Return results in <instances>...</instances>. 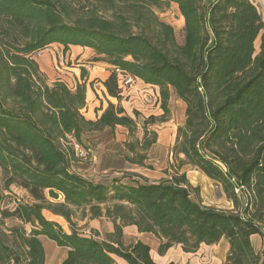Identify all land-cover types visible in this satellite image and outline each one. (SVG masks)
Segmentation results:
<instances>
[{
  "label": "trees",
  "instance_id": "obj_1",
  "mask_svg": "<svg viewBox=\"0 0 264 264\" xmlns=\"http://www.w3.org/2000/svg\"><path fill=\"white\" fill-rule=\"evenodd\" d=\"M87 1L0 0V174L3 190L15 186L31 198L9 209L0 197V264H47L41 237L67 250L62 264H157L148 244L125 243L124 228L131 226L160 240V256L175 246L196 253L226 239L223 264H264L252 242L255 235L264 240V20L257 6L251 0ZM173 4L184 19L181 39L158 14ZM53 44L92 49L95 62L111 71L104 86L119 104L109 102L97 120H88L86 85L50 83L40 69L36 57ZM126 74L159 88L165 118L172 94L185 105L170 181L93 182L71 169L73 152L62 144L69 137L83 147L88 134L118 127L135 134L137 122L120 104ZM144 132L141 148L149 150L158 134L148 139L147 125ZM186 166L213 181L233 209L195 200L181 173ZM46 210L70 232L47 219ZM74 218H105L114 232L103 241L83 235Z\"/></svg>",
  "mask_w": 264,
  "mask_h": 264
},
{
  "label": "rangeland",
  "instance_id": "obj_2",
  "mask_svg": "<svg viewBox=\"0 0 264 264\" xmlns=\"http://www.w3.org/2000/svg\"><path fill=\"white\" fill-rule=\"evenodd\" d=\"M78 1L82 4L89 3L87 0ZM90 1L95 2V0ZM251 1L257 6L264 20V0ZM158 14L163 20L174 27L178 38L181 39L184 19L177 5L173 4L164 11H159ZM62 52V48L48 52V54H51L50 59L46 56L47 54L38 56L39 61H47L53 64L57 79H61L58 76L62 75L63 71L67 72L65 68H71L73 63L80 65V63L86 62L89 67H97L98 73L101 72L98 68L106 69L104 63L95 62L97 55L92 51H88L87 55L84 54L85 57L80 63L77 61L81 60L84 55L75 53L72 61L69 60L68 63L63 61V64H60L61 61L58 57L61 56ZM70 79L71 82L67 81V85L74 84L73 77H70ZM137 86L138 83L136 82L130 87H123V89L128 92ZM134 101H131V105L128 108L131 113L130 117L138 125L134 135H130L126 128H116L113 131L108 129L102 133L85 135L83 137V147L77 145L71 137L68 138L69 143L68 141L62 142L66 148L70 149L71 153L73 152L70 166L75 173L93 182L110 183L115 179H119L126 184L160 183L170 181L171 177H175L174 166L176 162L171 152L176 140L177 130L185 123L184 103L178 100L175 94H172L169 103L171 114L165 118L161 109V100H159V96L154 91L145 93L143 102L140 101L138 104H132ZM145 125H147L149 131L148 139H152L151 132L155 131L158 134L157 144L153 145L149 150L141 148V144L145 138ZM130 145H135L136 151L132 152L129 148ZM181 173L186 174L187 180L192 186L193 198L195 200L205 203L208 207H215L225 211L233 209L232 203L217 189L214 182L205 177L201 172L186 166L183 167ZM3 188L2 176L0 174V197L3 198V207L14 209L19 202H31V198L24 190L15 186L11 187L10 190H3ZM52 202L57 203L60 200ZM44 215L47 219L58 222L66 231L70 232V226L63 218L47 210L44 211ZM74 221L77 224L79 233L95 237L98 240H107L110 228L114 232L112 224L104 219L92 223L75 218ZM14 224H18V222L7 221L8 226ZM27 229H30V227L27 226ZM135 235L136 232L128 229V235L124 234L125 243L127 245L131 244L133 239H135ZM41 241L46 250L47 264H62L66 258L67 250L59 248L54 242L45 237H41ZM198 252L190 254H197ZM259 253H264V244ZM200 254L193 256L200 258L203 264H213L206 259L209 253L200 252ZM122 262L127 264L124 261Z\"/></svg>",
  "mask_w": 264,
  "mask_h": 264
},
{
  "label": "crops",
  "instance_id": "obj_3",
  "mask_svg": "<svg viewBox=\"0 0 264 264\" xmlns=\"http://www.w3.org/2000/svg\"><path fill=\"white\" fill-rule=\"evenodd\" d=\"M57 48H62L63 52L61 56H59V60L61 61L60 64H63V61L69 62L73 60L74 54H85L87 55L88 51L94 52L92 49L89 48H82V47H76L73 46L71 47L68 51H65L64 46L60 44H53L49 49L43 51L40 53L38 56H42L44 54H47L46 56L51 57V54L48 52H52L53 50H57ZM85 55L81 58V60H78L77 62L80 63L82 62L83 58ZM38 56L36 57V60L40 66L41 71L47 76V79L49 80L50 83L55 82L56 80H61L63 82L70 81L73 77L74 84L68 85L70 88L75 89L78 84H85L87 88V105L86 108L83 110L84 116L88 120H97V118L102 114V112L107 108L108 103L111 102L113 104H119V101L117 99H114L109 96L105 86L104 82L109 78L111 71L109 67L106 66V69L104 68H98L101 70V72H97V67H89L88 64L85 63H80V65H75L74 63L72 64V67H66L65 70L67 72L62 73V75H59L57 79V74L54 71L53 64L50 62L48 63L47 61L41 62L38 60ZM55 59V58H54ZM83 70L84 72L83 75ZM138 83V86L136 88H133L126 92L122 88V97L123 99L120 101V104L122 107L125 109L126 113L131 116V113L129 112V107L131 105V101L135 100L132 102V104H138L140 101L143 102L145 99V93H148L150 91H154L157 96H159L160 100V91L159 88L153 87L150 85L144 84L141 80L137 79L136 81ZM67 84V83H66ZM142 89H144L142 91ZM122 128V127H118ZM221 193H223L221 191ZM224 195V194H223ZM225 196V195H224ZM205 205V203H203ZM206 206V205H205ZM107 220L105 218L98 219V220ZM88 221V220H85ZM90 221V220H89ZM97 220H92L90 223L95 222ZM109 221V220H107ZM110 222V221H109ZM113 226V223L110 222ZM114 227V226H113ZM128 229L132 230V232H136L135 239H133L132 242L136 241H142L146 244H148L151 247V255L153 259L156 261L157 264L163 263V264H203L201 262L200 258L194 257L193 255H198L201 253H209V256L206 258L207 260L211 261L213 264H223L226 261L228 252H229V244L226 239H222L220 243L216 245H202L201 248L199 249V252L197 254H190V253H185L181 246H175L171 248L165 256H160L158 253L159 246L161 244L160 240H158L155 236L151 234H141L139 233L138 229L134 226L131 227H126L124 228V234L128 235ZM108 233H113V229L110 228ZM131 242V243H132ZM252 242L255 250L259 252L261 247L264 244V240L262 237L255 235L252 237ZM158 253V256H157ZM201 255V254H200ZM177 258V259H175ZM117 260V259H116ZM161 260V261H159ZM121 259H118L117 264H124ZM125 262V261H124Z\"/></svg>",
  "mask_w": 264,
  "mask_h": 264
},
{
  "label": "built area",
  "instance_id": "obj_4",
  "mask_svg": "<svg viewBox=\"0 0 264 264\" xmlns=\"http://www.w3.org/2000/svg\"><path fill=\"white\" fill-rule=\"evenodd\" d=\"M118 73H120V72L118 71ZM136 81L137 80L130 75H127V74L123 75V76H121V80H120L121 88L130 87V86L134 85L136 83Z\"/></svg>",
  "mask_w": 264,
  "mask_h": 264
}]
</instances>
